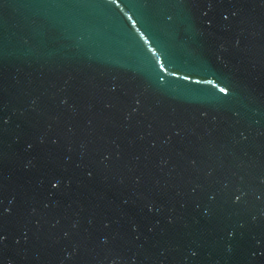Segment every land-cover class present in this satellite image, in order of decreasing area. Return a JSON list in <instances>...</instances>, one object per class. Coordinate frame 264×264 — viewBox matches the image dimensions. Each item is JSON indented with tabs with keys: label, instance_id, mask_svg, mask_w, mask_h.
I'll return each instance as SVG.
<instances>
[{
	"label": "water",
	"instance_id": "1",
	"mask_svg": "<svg viewBox=\"0 0 264 264\" xmlns=\"http://www.w3.org/2000/svg\"><path fill=\"white\" fill-rule=\"evenodd\" d=\"M0 264H264V0H0Z\"/></svg>",
	"mask_w": 264,
	"mask_h": 264
},
{
	"label": "snow or ice",
	"instance_id": "2",
	"mask_svg": "<svg viewBox=\"0 0 264 264\" xmlns=\"http://www.w3.org/2000/svg\"><path fill=\"white\" fill-rule=\"evenodd\" d=\"M223 91V90H222Z\"/></svg>",
	"mask_w": 264,
	"mask_h": 264
}]
</instances>
